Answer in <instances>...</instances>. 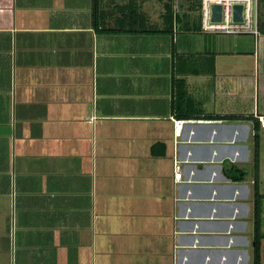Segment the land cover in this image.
Returning a JSON list of instances; mask_svg holds the SVG:
<instances>
[{"label":"crops","instance_id":"crops-1","mask_svg":"<svg viewBox=\"0 0 264 264\" xmlns=\"http://www.w3.org/2000/svg\"><path fill=\"white\" fill-rule=\"evenodd\" d=\"M187 1L0 0V264H264V34Z\"/></svg>","mask_w":264,"mask_h":264},{"label":"built area","instance_id":"built-area-1","mask_svg":"<svg viewBox=\"0 0 264 264\" xmlns=\"http://www.w3.org/2000/svg\"><path fill=\"white\" fill-rule=\"evenodd\" d=\"M201 30L208 33L242 34L249 33L259 36L261 33L260 23V0H200ZM222 6L220 20L213 19V5ZM235 5H242L241 20L235 19ZM264 127V116H260ZM178 128L183 124L176 121ZM174 177L176 180L182 178L180 163H175Z\"/></svg>","mask_w":264,"mask_h":264},{"label":"rangeland","instance_id":"rangeland-1","mask_svg":"<svg viewBox=\"0 0 264 264\" xmlns=\"http://www.w3.org/2000/svg\"><path fill=\"white\" fill-rule=\"evenodd\" d=\"M188 9L192 11L193 19L198 23L201 12H200V0H188ZM215 37H217L218 43L223 48L234 49L233 47H241L242 49H246L254 44V35L249 33L242 34H223V33H213ZM252 53V52H251Z\"/></svg>","mask_w":264,"mask_h":264},{"label":"trees","instance_id":"trees-1","mask_svg":"<svg viewBox=\"0 0 264 264\" xmlns=\"http://www.w3.org/2000/svg\"><path fill=\"white\" fill-rule=\"evenodd\" d=\"M97 0H94V3H96ZM95 5V4H94ZM165 14H166V18L169 22L170 27L173 24L174 21V13L172 11V5L171 4H167V6H165ZM177 18V15H176ZM259 27L261 32L264 34V0H260V23H259ZM148 32H158L161 30L158 29H150L147 30ZM164 31V30H162ZM257 194V193H256ZM259 196V194H258ZM258 196L256 195V198H258ZM262 234L257 233L254 239V264H260L261 262V253H260V240H261Z\"/></svg>","mask_w":264,"mask_h":264},{"label":"water","instance_id":"water-1","mask_svg":"<svg viewBox=\"0 0 264 264\" xmlns=\"http://www.w3.org/2000/svg\"><path fill=\"white\" fill-rule=\"evenodd\" d=\"M234 9H235V19L241 20L243 6L242 5H235ZM221 14H222V6L220 4H214L213 5V19L214 20H220Z\"/></svg>","mask_w":264,"mask_h":264}]
</instances>
